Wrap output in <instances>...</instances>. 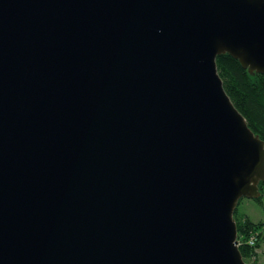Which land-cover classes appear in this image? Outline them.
Segmentation results:
<instances>
[{
  "label": "water",
  "instance_id": "95a60500",
  "mask_svg": "<svg viewBox=\"0 0 264 264\" xmlns=\"http://www.w3.org/2000/svg\"><path fill=\"white\" fill-rule=\"evenodd\" d=\"M223 54L264 74V0H0V264H245Z\"/></svg>",
  "mask_w": 264,
  "mask_h": 264
},
{
  "label": "trees",
  "instance_id": "16d2710c",
  "mask_svg": "<svg viewBox=\"0 0 264 264\" xmlns=\"http://www.w3.org/2000/svg\"><path fill=\"white\" fill-rule=\"evenodd\" d=\"M217 72L224 90L247 126L264 142V74L250 73L228 54L216 58ZM259 191H264L260 182ZM260 202V199L255 200ZM239 205V203H238ZM237 244L245 264H258V250L264 245V220L254 222L235 209ZM254 239V245L249 240Z\"/></svg>",
  "mask_w": 264,
  "mask_h": 264
},
{
  "label": "rangeland",
  "instance_id": "374dc122",
  "mask_svg": "<svg viewBox=\"0 0 264 264\" xmlns=\"http://www.w3.org/2000/svg\"><path fill=\"white\" fill-rule=\"evenodd\" d=\"M259 199L260 202L253 199L242 198L236 210H238L241 215H247L250 220L254 222L264 220V191L260 193ZM258 264H264V245L258 250Z\"/></svg>",
  "mask_w": 264,
  "mask_h": 264
},
{
  "label": "built area",
  "instance_id": "2783aa9c",
  "mask_svg": "<svg viewBox=\"0 0 264 264\" xmlns=\"http://www.w3.org/2000/svg\"><path fill=\"white\" fill-rule=\"evenodd\" d=\"M250 245H254V239L249 240L248 242Z\"/></svg>",
  "mask_w": 264,
  "mask_h": 264
}]
</instances>
